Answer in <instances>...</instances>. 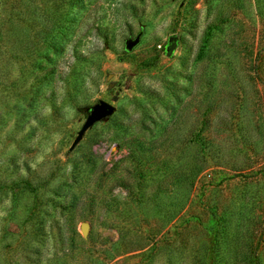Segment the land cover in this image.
Here are the masks:
<instances>
[{
    "label": "rangeland",
    "instance_id": "rangeland-1",
    "mask_svg": "<svg viewBox=\"0 0 264 264\" xmlns=\"http://www.w3.org/2000/svg\"><path fill=\"white\" fill-rule=\"evenodd\" d=\"M201 122L222 164L188 186ZM144 252L264 264V0H0V264Z\"/></svg>",
    "mask_w": 264,
    "mask_h": 264
},
{
    "label": "trees",
    "instance_id": "trees-1",
    "mask_svg": "<svg viewBox=\"0 0 264 264\" xmlns=\"http://www.w3.org/2000/svg\"><path fill=\"white\" fill-rule=\"evenodd\" d=\"M209 85V84H208ZM207 85V86H208ZM199 112H195V116L198 115ZM205 111L199 113V115L204 116ZM203 123H200V126L196 127V130L194 131L193 139L196 141L197 145V153L198 156L191 159V162L187 166V173L184 174L182 177L183 181L188 184V186L192 185L193 180L203 171L209 169L212 166L216 165H221V159H222V148L221 145L215 144L211 141L205 140L206 137L202 136L200 132H203L204 128ZM201 134V137H200ZM8 187V186H5ZM119 243L117 240L111 242V247L110 248H117ZM121 254L123 252H120ZM150 253L149 252H144L141 253L138 257L139 260L137 261L136 264H144L145 261L149 259ZM111 260L113 258H109L106 262V264H115L114 262L111 263Z\"/></svg>",
    "mask_w": 264,
    "mask_h": 264
},
{
    "label": "water",
    "instance_id": "water-1",
    "mask_svg": "<svg viewBox=\"0 0 264 264\" xmlns=\"http://www.w3.org/2000/svg\"><path fill=\"white\" fill-rule=\"evenodd\" d=\"M138 40H139V34H136L133 39L127 38L123 42L124 50L126 52L130 51L138 43ZM176 42H177V39L175 36H170L167 38L166 43L164 45L165 57L169 58L172 55L173 51L176 48ZM112 112H113V106L111 104H109L105 101H101V100L96 102L92 106L88 107L85 110L86 116H85L84 122L81 125L80 129L78 130L75 138L71 142V144L69 146V150L72 149L75 146V144H77V142L81 139L82 134L89 127H91L96 122H99V121L107 118L108 116L111 115ZM87 229H88L87 223L82 222L79 225V231H80L82 238L86 237Z\"/></svg>",
    "mask_w": 264,
    "mask_h": 264
}]
</instances>
